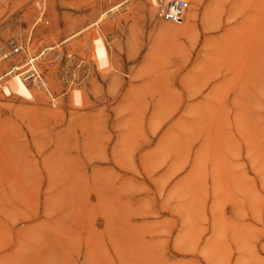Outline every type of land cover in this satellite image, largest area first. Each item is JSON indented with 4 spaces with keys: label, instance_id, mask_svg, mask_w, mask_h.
I'll list each match as a JSON object with an SVG mask.
<instances>
[{
    "label": "rangeland",
    "instance_id": "1",
    "mask_svg": "<svg viewBox=\"0 0 264 264\" xmlns=\"http://www.w3.org/2000/svg\"><path fill=\"white\" fill-rule=\"evenodd\" d=\"M189 1L0 0V264H264V0Z\"/></svg>",
    "mask_w": 264,
    "mask_h": 264
},
{
    "label": "built area",
    "instance_id": "2",
    "mask_svg": "<svg viewBox=\"0 0 264 264\" xmlns=\"http://www.w3.org/2000/svg\"><path fill=\"white\" fill-rule=\"evenodd\" d=\"M157 6H158V15L161 19H163L164 21L170 22V23H178L184 20L185 15L190 7V1L189 0H163V1H160ZM21 50L26 52L27 62H29L30 64L34 62L36 64V68L31 69L30 72L27 74V77H29V75L31 74L33 75L35 74V77L37 78L38 83H35V80H33L34 77H31L30 79H32L33 82L38 86L48 87V80L41 73L39 63H37V60L40 57L45 55V52L47 49L46 50L42 49L36 55H31L29 46H26V47L17 46L14 48L13 52L17 54V53H20ZM61 56H62L61 51L56 50L54 53V56L52 57V59H50L49 64H54ZM18 66L19 65H12L9 71H14L15 69H17Z\"/></svg>",
    "mask_w": 264,
    "mask_h": 264
},
{
    "label": "bare ground",
    "instance_id": "3",
    "mask_svg": "<svg viewBox=\"0 0 264 264\" xmlns=\"http://www.w3.org/2000/svg\"><path fill=\"white\" fill-rule=\"evenodd\" d=\"M151 2H152L153 5H158V4H159L158 0H151ZM186 15H187V13H186ZM186 15H185V18H186ZM191 17H192L191 13H188L187 18H191ZM185 18H184V19H185ZM179 23H181V22H178V23H172V24H173V26H177ZM3 57H6V55H3ZM3 57H2V58H3ZM29 59H30V58H29ZM27 65H30V69L24 73L25 78H27V80H28V79H30L31 77H34L33 80H35V83H38V82H37V78L35 77V74H34V75L31 74V75H29V77H27V74L30 72V70L36 68V64H35L34 62H33L32 64H30L29 62H27V64H25L24 66H27ZM24 66H20V67L18 66L17 69H15L14 71H8V73H10V72H16V71L21 72V70H20L19 68L24 67ZM8 73H7V74H8ZM7 74H6V75H7ZM0 79L2 80V77H1ZM1 80H0V81H1Z\"/></svg>",
    "mask_w": 264,
    "mask_h": 264
}]
</instances>
